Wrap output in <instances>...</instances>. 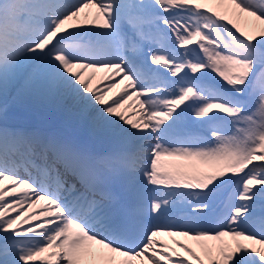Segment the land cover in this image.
Returning <instances> with one entry per match:
<instances>
[{
	"label": "snow or ice",
	"instance_id": "snow-or-ice-1",
	"mask_svg": "<svg viewBox=\"0 0 264 264\" xmlns=\"http://www.w3.org/2000/svg\"><path fill=\"white\" fill-rule=\"evenodd\" d=\"M13 89L111 148L0 123V264H264V0H0Z\"/></svg>",
	"mask_w": 264,
	"mask_h": 264
},
{
	"label": "rangeland",
	"instance_id": "rangeland-1",
	"mask_svg": "<svg viewBox=\"0 0 264 264\" xmlns=\"http://www.w3.org/2000/svg\"><path fill=\"white\" fill-rule=\"evenodd\" d=\"M241 26H244L243 21H238ZM101 75V74H98ZM97 75V78L93 81V83H96L99 81V77ZM212 76H215L213 73ZM211 79V77H209ZM18 88L20 85L17 86ZM119 89H113L112 93L118 92ZM111 94V93H110ZM0 108H16L21 109L23 115L17 116L16 118H11L7 111L4 112L2 121H8L9 126L13 123L17 125H28L33 126L35 129H40L47 131L48 128L50 129H57L63 135L72 134V136L78 140V141H84L88 147H90L92 150L97 152H104L109 150L110 144H106V141L97 137H93L90 135L87 127L80 123L75 117L69 115L65 111L58 110L52 105H49L43 101L36 100V99H29V98H23V97H17L16 95V89H13V91L5 98L0 96ZM26 110V111H25ZM127 111L129 113H133L130 115L129 118L131 119H137L138 113L135 112V106L132 108H128ZM196 124V123H194ZM206 133L209 134L208 130H205ZM210 169L206 167H202L201 171H209ZM247 171V169L245 170ZM243 173H240L239 176H243ZM69 181H71V176L68 177ZM226 188H233L235 201L238 204L239 201L237 200L238 191L241 187L240 180L238 178H233L231 181L224 184ZM218 204L217 202L213 203V206ZM259 209V205H258ZM230 211H227L223 216L216 219L213 218L212 224L210 226H216V223L218 222H226V220L230 217ZM220 219V220H219ZM168 239V238H166ZM195 246V245H194ZM179 250V249H178ZM199 250V249H197Z\"/></svg>",
	"mask_w": 264,
	"mask_h": 264
},
{
	"label": "bare ground",
	"instance_id": "bare-ground-1",
	"mask_svg": "<svg viewBox=\"0 0 264 264\" xmlns=\"http://www.w3.org/2000/svg\"><path fill=\"white\" fill-rule=\"evenodd\" d=\"M98 76H100V75H98ZM97 82H98V81H97ZM97 82H96V83H97ZM94 84H95V83H94Z\"/></svg>",
	"mask_w": 264,
	"mask_h": 264
}]
</instances>
